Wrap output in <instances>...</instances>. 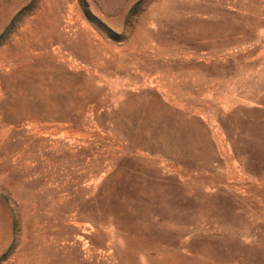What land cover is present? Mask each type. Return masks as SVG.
Returning a JSON list of instances; mask_svg holds the SVG:
<instances>
[{"label": "rangeland", "instance_id": "rangeland-1", "mask_svg": "<svg viewBox=\"0 0 264 264\" xmlns=\"http://www.w3.org/2000/svg\"><path fill=\"white\" fill-rule=\"evenodd\" d=\"M0 264H264V0H0Z\"/></svg>", "mask_w": 264, "mask_h": 264}]
</instances>
